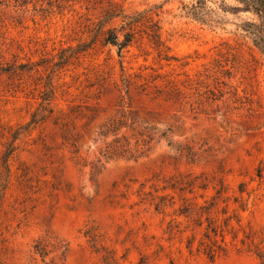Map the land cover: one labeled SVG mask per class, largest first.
<instances>
[{
  "label": "rangeland",
  "instance_id": "374dc122",
  "mask_svg": "<svg viewBox=\"0 0 264 264\" xmlns=\"http://www.w3.org/2000/svg\"><path fill=\"white\" fill-rule=\"evenodd\" d=\"M115 1L160 20L163 51L90 32L107 0H0V264H261L253 16Z\"/></svg>",
  "mask_w": 264,
  "mask_h": 264
},
{
  "label": "trees",
  "instance_id": "16d2710c",
  "mask_svg": "<svg viewBox=\"0 0 264 264\" xmlns=\"http://www.w3.org/2000/svg\"><path fill=\"white\" fill-rule=\"evenodd\" d=\"M16 7H27L30 0H13ZM237 3L235 6L228 7L221 5L219 9L228 11H238L250 13L253 17L245 24V30L255 36L254 42L261 48L264 53V0H233ZM108 7L101 11L98 16V21L93 22L94 29L92 31H102L104 33L103 42L105 45H113L118 48L119 52L130 47L136 40L137 34L140 32L138 29L144 30L152 39L151 41L155 47L163 51L166 43L162 40V26L160 20L155 22L152 17L145 11L129 12L123 9L121 5L115 0H107ZM209 0H199L196 5L192 7L186 6L187 14L194 16L197 19L205 20L204 11L215 13L217 10L210 8L208 5ZM209 8V9H208ZM159 15V14H158ZM152 19V20H151ZM107 29V30H105ZM65 59H68L66 57ZM170 60V57H166ZM58 65V64H55ZM2 71L9 72L11 69H1ZM54 96L43 97L44 101L48 104ZM1 200V197H0ZM159 206V205H158ZM215 235L217 231L212 229ZM206 236L211 238V231L207 229ZM261 264H264V255H259Z\"/></svg>",
  "mask_w": 264,
  "mask_h": 264
}]
</instances>
